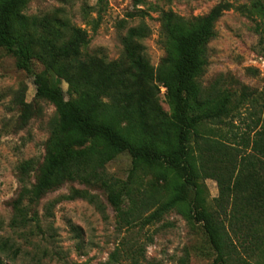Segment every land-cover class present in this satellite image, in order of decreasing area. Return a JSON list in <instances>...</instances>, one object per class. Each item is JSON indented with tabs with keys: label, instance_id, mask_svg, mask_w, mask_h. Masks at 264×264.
<instances>
[{
	"label": "rangeland",
	"instance_id": "374dc122",
	"mask_svg": "<svg viewBox=\"0 0 264 264\" xmlns=\"http://www.w3.org/2000/svg\"><path fill=\"white\" fill-rule=\"evenodd\" d=\"M218 4L229 7L202 47L194 81L200 98H228L229 113L223 124L207 123L200 130L216 138L222 133L238 153H249L240 142L264 126V0H26L16 11L13 33L28 48L30 70L18 69L15 57L0 48V259L7 264H99L115 249L132 246L142 249L140 264L212 263L200 225L180 209L143 228H125L117 224L99 185L66 183L32 193L53 151L57 121L53 104L35 95L34 81L58 84L66 99L76 98L48 69L44 48L67 41L70 29H79L82 55L117 64L120 70L144 62L160 116L144 110L122 126L155 129L160 137L171 110L165 92L175 85L164 20L171 16L190 28ZM130 166L129 156L119 154L104 166V178L123 181ZM136 172L134 186L152 209L172 193V176L162 165ZM202 182L210 204L217 197L216 182ZM82 188L95 196L97 205L64 199L70 189ZM236 216L229 223L238 260L264 264V209L252 218L242 210Z\"/></svg>",
	"mask_w": 264,
	"mask_h": 264
},
{
	"label": "trees",
	"instance_id": "16d2710c",
	"mask_svg": "<svg viewBox=\"0 0 264 264\" xmlns=\"http://www.w3.org/2000/svg\"><path fill=\"white\" fill-rule=\"evenodd\" d=\"M25 1L0 0V48L15 57L18 69L29 72L28 48L13 33V17ZM228 7L214 6L190 28L171 16L165 18L162 29L175 85L165 92L171 110L162 122L160 137L155 129L122 126L124 120L131 121L133 114L142 115L144 110L160 116L152 91L156 87L150 84L152 76L146 74L142 60L120 70L117 64L84 56L80 53L82 31L76 28L70 29L67 41L46 46L48 69L66 82L76 98L66 99L58 84L34 81L35 95L53 104L57 121L53 151L46 157L32 193L39 195L66 183L99 185L117 224L125 228L151 225L177 208L200 225L213 252L211 264H248L237 258L229 219L236 221L240 210L252 218L264 209V126L240 142L239 146L249 149L243 154L222 133L217 138L202 134L200 128L205 124L224 123L228 98H200L194 81L202 66V47L213 36L214 22ZM122 153L131 164L126 179H105L104 166ZM158 165L172 176V193L152 209L149 199L134 186L135 172ZM203 178L216 182L217 197L210 204ZM64 199L97 205L95 196L84 188L70 189ZM131 248H117L99 264H140L142 249ZM0 264L7 263L0 259Z\"/></svg>",
	"mask_w": 264,
	"mask_h": 264
}]
</instances>
